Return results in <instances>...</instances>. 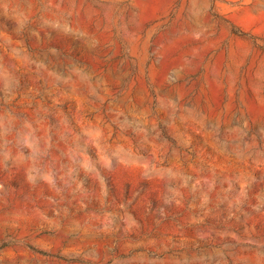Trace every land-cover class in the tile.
Returning a JSON list of instances; mask_svg holds the SVG:
<instances>
[{
    "label": "rangeland",
    "instance_id": "obj_1",
    "mask_svg": "<svg viewBox=\"0 0 264 264\" xmlns=\"http://www.w3.org/2000/svg\"><path fill=\"white\" fill-rule=\"evenodd\" d=\"M0 264H264V0H0Z\"/></svg>",
    "mask_w": 264,
    "mask_h": 264
},
{
    "label": "trees",
    "instance_id": "obj_2",
    "mask_svg": "<svg viewBox=\"0 0 264 264\" xmlns=\"http://www.w3.org/2000/svg\"><path fill=\"white\" fill-rule=\"evenodd\" d=\"M240 34V33H239Z\"/></svg>",
    "mask_w": 264,
    "mask_h": 264
}]
</instances>
